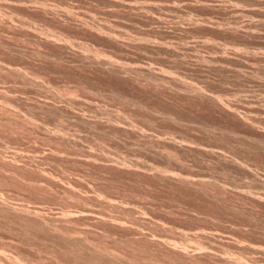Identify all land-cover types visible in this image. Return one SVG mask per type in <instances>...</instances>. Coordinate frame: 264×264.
Masks as SVG:
<instances>
[{
	"label": "rangeland",
	"instance_id": "rangeland-1",
	"mask_svg": "<svg viewBox=\"0 0 264 264\" xmlns=\"http://www.w3.org/2000/svg\"><path fill=\"white\" fill-rule=\"evenodd\" d=\"M0 110V264H264V0H0Z\"/></svg>",
	"mask_w": 264,
	"mask_h": 264
},
{
	"label": "bare ground",
	"instance_id": "bare-ground-1",
	"mask_svg": "<svg viewBox=\"0 0 264 264\" xmlns=\"http://www.w3.org/2000/svg\"><path fill=\"white\" fill-rule=\"evenodd\" d=\"M115 1H116V0H115ZM71 12H72V11H71ZM65 13H66V12H65ZM70 15H71V14H70ZM112 64H113V63H112ZM8 67H9V66H8ZM12 68H13V67H12ZM14 71H15V70H14ZM19 72H20V71H19ZM21 73H22V72H21ZM2 91H3V90H2ZM5 92H6V91H5ZM3 109H4V108H3ZM4 110H6V108H5ZM0 111H1V110H0ZM5 112H6V111H5ZM8 122H9V121H8ZM9 123H10V122H9ZM32 125H33V124H32ZM31 127H32V126H31ZM0 128H1V127H0ZM58 128H59V127H58ZM5 129H6V128H5ZM49 131H50V130H49ZM5 132H6V131H5ZM43 132H44V131H43ZM44 133H45V132H44ZM63 133H64V132H63ZM49 135H50V134H49ZM51 135H52V134H51ZM16 136H17V135H16ZM53 136H54V135H53ZM69 136H70V135H69ZM49 138H50V137H49ZM6 151H7V150H6ZM20 153H21V152H20ZM26 153H27V152H26ZM55 153H56V152H55ZM17 154H18V153H17ZM38 154H39V153H38ZM2 155H3V154H2ZM29 155H31V154H29ZM9 156H10V155H9ZM16 156H17V155H16ZM18 157H20V156H18ZM12 158H13V156H12ZM14 158H15V157H14ZM33 159H34V158H33ZM16 160H17V159H16ZM21 160H23V159H21ZM4 161H5V160H4ZM4 161H3V162H4ZM17 161H18V160H17ZM10 162H11V161H10ZM12 162H14V161H12ZM12 164H14V163H12ZM17 164H18V163H16V165H17ZM47 164H48V163H47ZM4 165H5V164H4ZM3 167H4V166H3ZM5 167H6V166H5ZM8 167H9V166H8ZM28 167H29V166H28ZM24 168H25V167H24ZM11 169H14V168H11ZM15 169H16V168H15ZM23 170H24V169H23ZM8 172H9V171H8ZM1 173H2V172H1ZM5 173H6V172H5ZM1 175H2V174H1ZM9 175H10V174H9ZM11 175H12V174H11ZM45 175H46V174H45ZM40 176H41V175H40ZM45 179H46V178H45ZM60 180H62V179H60ZM55 182H56V181H55ZM61 183H62V182H61ZM68 183H69V182H68ZM1 185H2V184H1ZM80 187H81V186H80ZM76 189H77V188H76ZM2 193H3V192H2ZM98 195H99V194H98ZM98 195H97V196H98ZM0 197H1V195H0ZM105 199H106V198H105ZM3 201H4V200H3ZM87 201H88V200H87ZM1 202H2V201H1ZM105 202H106V201H105ZM109 202H111V201H109ZM2 203H3V202H2ZM5 203H6V202H5ZM0 204H1V203H0ZM111 204H112V203H111ZM88 205H89V204H88ZM105 205H106V204H105ZM0 206H2V205H0ZM6 206H8V205H6ZM10 206H11V205H10ZM10 206H9V207H10ZM107 206H108V204H107ZM11 207H12V206H11ZM11 207H10V208H11ZM90 207H91V206H90ZM5 208H8V207H5ZM91 208H92V207H91ZM98 208H99V207H98ZM3 209H4V207H3ZM16 209H17V208H16ZM19 209H20V208H19ZM84 209H86V208H84ZM88 209H89V208H87V210H88ZM92 209H93V208H92ZM99 209H100V208H99ZM4 210H5V209H4ZM7 210H8V209H7ZM93 210H94V209H93ZM0 211H1V209H0ZM16 211H17V210H16ZM26 211L29 212L28 210H26ZM77 211H79V210H77ZM94 211H95V210H94ZM11 212H12V211H11ZM18 212H19V211H18ZM18 212H17V213H18ZM85 212H86V210H85V211L82 210V213H83V214H84ZM15 213H16V212H15ZM20 213H22V212H20ZM54 213H55V212H54ZM93 213H94V212H93ZM24 214H25V213H24ZM26 214H27V213H26ZM74 214H75V213H74ZM83 214H82V216H83ZM36 215H37V214H35L33 217H35ZM68 215H69V214H68ZM71 215H72V214H71ZM79 215H80V214H79ZM79 215H78V216H79ZM84 215H85V214H84ZM89 215H90V214H89ZM89 215H88V216H89ZM91 215H92V214H91ZM94 215H95V214H94ZM27 216H28V215H27ZM31 216H32V215H31ZM38 216H39V215H38ZM40 216H42V215L40 214ZM72 216H73V215H72ZM98 217H100V216H98ZM102 217H103V216H102ZM29 218H30V217H29ZM80 218H81V217H80ZM16 219H17V218H16ZM43 219H44V218H43ZM60 219H61V218H60ZM98 219H99V218H98ZM117 219H118V218H117ZM35 220H36V219H35ZM55 220H56V219H55ZM105 220H106V219H105ZM137 220H138V219H137ZM103 221H104V220H103ZM51 222H52V221H51ZM10 223H11V222H10ZM114 223H115V222H114ZM119 223H120V222H119ZM22 224H23V223H22ZM22 224H21V225H22ZM45 224H46V223H45ZM117 224H118V223H117ZM121 224H122V223H121ZM121 224H120V225H121ZM53 225H54V224H53ZM38 227H39V226H38ZM132 227H133V226H132ZM51 229H52V228H51ZM53 229H54V228H53ZM74 230H75V229H74ZM74 230H73V231H74ZM75 231H76V230H75ZM75 231H74V232H75ZM81 231H83V230H81ZM54 232H55V231H54ZM84 233H85V232H84ZM68 234H69V233H68ZM68 234H67V235H68ZM75 234H76V233H75ZM63 235H64V234H63ZM65 235H66V234H65ZM73 235H74V234H73ZM73 235H72V236L70 235L71 237H69V238H73V237H74ZM68 236H69V235H68ZM68 236H67V238H68ZM76 236H77V235H76ZM76 236H75V238L78 239ZM65 237H66V236H65ZM61 238H62V237H61ZM67 238H66V239H67ZM80 238H81V237H79V239H80ZM81 239H83V238H81ZM81 239H80V240H81ZM68 240H69V239H68ZM70 240H71V239H70ZM80 240H79V243L81 242ZM83 240H85V239H83ZM8 241H9V240H8ZM29 241H30V240H29ZM84 242H85V241H84ZM87 243H88V242L86 241V244H87ZM9 245H10V244H9ZM9 245H8V246H9ZM11 245H12V244H11ZM82 245H84V244H82ZM90 245H91V244H90ZM160 246H161V245H160ZM11 247H12V246H11ZM84 247H85V246H84ZM88 247H89V246H88ZM93 247H94V246L92 245V248H93ZM5 248H6V247H5ZM79 248H80V247H79ZM92 248H91V249H92ZM98 248H99V247H98ZM98 248H96V249H98ZM100 248H101V247H100ZM103 248H104V247H103ZM72 249H73V248H72ZM91 249H90V250H91ZM174 249H177V248H174ZM200 249H201V248H200ZM88 250H89V249H88ZM101 250H102V249H101ZM106 250H107V251L102 250V255H103L104 252H108V249H106ZM177 250H178V249H177ZM181 250H182V249H181ZM1 251H2V250L0 249V255H1V253H4V252H5V251H4V252H3V251L1 252ZM109 251H111V250H109ZM71 252H72V251H71ZM90 252H92V251H90ZM93 252H95V251L93 250ZM97 252H98V251H97ZM99 252H100V250H99ZM177 252H178V251H177ZM185 252H186V251H185ZM205 252H206V251H205ZM108 253H111V254H110V255H111V258H112V256H113V258L117 259V255H116L114 252L111 251V252H108ZM108 253H106V254H108ZM208 253H209V252H208ZM213 253H214V252H213ZM114 254H115V257H114ZM191 254H192V253H191ZM2 255H3V254H2ZM4 255H6V254L4 253ZM19 255H20V254H19ZM72 255H73V254H72ZM98 255H99V254H98ZM100 255H101V254H100ZM12 256H13V255H12ZM12 256L10 257V255H9V256L7 255L8 258H12V259H14L12 262H15V260H16L15 258H16V257L18 258V256H17V255H16V257H15V256L12 257ZM21 256H22V255H21ZM103 256H108V255H103ZM0 257H1V256H0ZM4 257H6V256H4ZM4 257H3V260H5ZM7 257H6V258H7ZM108 257H109V256H108ZM226 257H227V256H226ZM80 258H81V257H80ZM104 258H105V257H104ZM113 258L111 259V261H112V260H115V259H113ZM120 258H121V257H120ZM120 258H119V259H120ZM126 258H127V257H126ZM151 258H152V257H151ZM23 259H24V258H23ZM109 259H110V257H109ZM235 259H236V258H235ZM0 260H1L0 262H2V257L0 258ZM7 260H8V259H7ZM95 260H96V259H95ZM105 260H106V259H105ZM120 260H121V259H120ZM226 260H227V259H226ZM231 260H232V259H231ZM16 261H17V262H15V263H17V264H19L20 262H22L21 260H18V259H17ZM32 261H33V260H32ZM109 261H110V260H109ZM227 261H228V260H227ZM236 261H237V260H236ZM18 262H19V263H18ZM26 262H27V260H26ZM129 262H130V261H129ZM231 262H232V261H231ZM245 262H246V261H245ZM3 263H4V262H3ZM105 264H106V263H105Z\"/></svg>",
	"mask_w": 264,
	"mask_h": 264
}]
</instances>
